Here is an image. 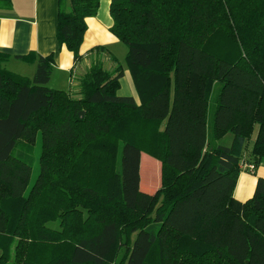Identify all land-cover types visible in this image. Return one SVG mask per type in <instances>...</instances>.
<instances>
[{
  "label": "trees",
  "instance_id": "obj_1",
  "mask_svg": "<svg viewBox=\"0 0 264 264\" xmlns=\"http://www.w3.org/2000/svg\"><path fill=\"white\" fill-rule=\"evenodd\" d=\"M98 6L58 0L74 61ZM109 12L138 104L117 95L114 57L75 97L47 87L52 55L27 78L0 54V264H264V179L233 198L241 166L264 163V0H110ZM214 33L237 52L209 51ZM38 133L26 194L32 158L16 147Z\"/></svg>",
  "mask_w": 264,
  "mask_h": 264
},
{
  "label": "crops",
  "instance_id": "obj_2",
  "mask_svg": "<svg viewBox=\"0 0 264 264\" xmlns=\"http://www.w3.org/2000/svg\"><path fill=\"white\" fill-rule=\"evenodd\" d=\"M109 7L110 0H99L96 14L85 18L86 31L79 50L81 58L74 61L73 54L56 38L58 0L0 1V54L7 56L2 67L16 75L32 78L37 58L52 55L53 68L47 86L77 97L79 80L93 63L101 62L106 69L112 70L115 67L112 57L115 58L117 52L125 57L126 49L110 32L113 21ZM100 47L103 50H96ZM28 55L31 57L27 61L16 58ZM121 67L123 76L119 80L117 95L124 79L128 95L138 104L130 74L126 67ZM153 162L159 172V163ZM258 179H264V163L258 165L252 174H239L233 198L239 202L250 199Z\"/></svg>",
  "mask_w": 264,
  "mask_h": 264
},
{
  "label": "rangeland",
  "instance_id": "obj_3",
  "mask_svg": "<svg viewBox=\"0 0 264 264\" xmlns=\"http://www.w3.org/2000/svg\"><path fill=\"white\" fill-rule=\"evenodd\" d=\"M122 47H123V49H126V47L124 45ZM207 48L209 51L215 52L217 55H223L228 50L230 52H233V53L237 52L236 49L234 48V45L220 33H214L210 36L209 41L207 43ZM115 58H116L118 64L125 67L124 66L125 64H124L123 53L120 54L119 52H117L115 55ZM118 96H120V97L129 96L126 80H124V79L121 81V90L118 92ZM229 140H230V135H227L222 140V142L227 144L229 142ZM40 147H41V138H40L39 133H38L36 140H35L33 145H28L24 140H21L16 147V150H21V151L25 152L26 154L31 155V158H32V171H31L30 181H29L28 187L26 189V194L28 193L31 186L34 184V182H35V180L39 174L38 159L40 156ZM145 157H149V156L142 154V160H143L142 163L143 164H145V160H144ZM143 166L145 167L146 165H143ZM144 172L145 173H143V177L146 174V171H144ZM10 250H11V248H10ZM0 253H1V250H0Z\"/></svg>",
  "mask_w": 264,
  "mask_h": 264
},
{
  "label": "built area",
  "instance_id": "obj_4",
  "mask_svg": "<svg viewBox=\"0 0 264 264\" xmlns=\"http://www.w3.org/2000/svg\"><path fill=\"white\" fill-rule=\"evenodd\" d=\"M255 169H256V167L253 164H243L241 166L242 172H246V173H250V174L254 173Z\"/></svg>",
  "mask_w": 264,
  "mask_h": 264
}]
</instances>
